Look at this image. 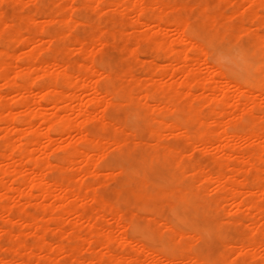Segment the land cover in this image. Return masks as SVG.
Here are the masks:
<instances>
[{"label": "bare ground", "instance_id": "bare-ground-1", "mask_svg": "<svg viewBox=\"0 0 264 264\" xmlns=\"http://www.w3.org/2000/svg\"><path fill=\"white\" fill-rule=\"evenodd\" d=\"M10 1L35 2L0 0V4ZM56 1L44 5L53 3L50 10H35L36 14L18 17L14 24L4 20L0 8V87L7 89L0 91V148L4 144L0 149V219L2 237L10 239L7 248L0 245L4 250L0 264H142L143 254L152 258L148 264H240L237 260L247 258L264 264V104L258 100L264 95V10L259 9L264 8V0H198L193 4L183 0H80L79 6L74 3L77 0H65L62 7ZM210 1L230 5L232 12L209 10ZM107 8L111 14L106 13ZM79 9L84 14L75 18L73 10ZM55 11L62 12L60 18L54 16ZM89 12L106 16V27L93 21L98 29H93L89 38L72 37L68 28L72 23L90 24L86 20V14L92 15ZM246 16L250 24L243 22ZM236 17L241 19L239 24L233 21ZM112 23L120 30L110 29ZM49 25L58 29L51 34L44 31V35L40 28ZM203 28L212 30V35L207 34L211 42L226 34L234 41L247 42L242 44L247 65L244 76L226 77L224 71L208 65L206 49L199 40L202 34L198 30ZM131 30L155 48L147 64L151 70L143 66L151 83L143 82L146 77L129 75L131 63L120 72L110 64L111 71L103 72L89 59L67 62L61 57L74 50L89 56L109 44L117 46L115 39H119L123 41L120 50L131 51L136 61V53L127 47L132 46L127 45ZM169 30L175 31V37H169ZM16 43L29 49L17 53L12 48ZM42 50L47 51L46 57L39 55ZM162 60L167 63H160ZM203 61L207 63L204 72ZM34 74L42 79L33 89L34 79L30 78ZM16 76L21 81L17 82ZM164 77L169 80L161 83ZM191 99L201 105L193 106ZM205 104L212 108L204 110ZM113 106L126 108L128 116L142 119L148 138L136 141L124 121L107 112ZM244 121L249 124L245 126ZM93 123L104 129L112 126V132L98 136L89 126ZM169 134L184 137L188 148L168 145ZM240 140L247 145H239ZM53 146L63 151L58 161L47 155L56 150ZM198 146L205 154L214 149L211 164L196 158ZM124 149L141 157V170H126L118 161L109 162L114 152ZM158 166L166 171L162 182L145 174V169ZM120 175L127 177L132 206L153 215L146 222L134 211L126 212L129 205L122 191L111 196L113 199L98 192V182ZM33 204L36 211L29 212ZM64 216H74L76 228H63L56 217ZM106 216L111 218L106 219L108 224L103 220ZM85 224L89 226L86 234ZM50 231L65 241L51 244L47 240ZM230 231L236 236H231L229 246L237 251L226 245L214 255H203L196 249L206 238L228 241ZM23 234L35 239L25 243ZM146 239L151 246L144 244ZM115 240H124L125 247L136 245L131 251L113 252L110 244ZM60 254L70 256L73 262H62L57 257Z\"/></svg>", "mask_w": 264, "mask_h": 264}, {"label": "rangeland", "instance_id": "rangeland-1", "mask_svg": "<svg viewBox=\"0 0 264 264\" xmlns=\"http://www.w3.org/2000/svg\"><path fill=\"white\" fill-rule=\"evenodd\" d=\"M51 2H55L56 0H50ZM50 1H48V0H35V2L34 3H31V5H29V4H27V5H23L22 3H20V2H11L10 1V4H8L7 2H5V3H1L0 4V8L2 9V7H3V10L5 11V12H7V13H5L4 11H2V16H3V18H5L4 20L7 22V23H10L11 24V22H12V24H14V21L13 20H17V21H19V19H18V17H21V18H25V15H26V17L27 16H29L30 15V13H31V15H33L35 12H37V11H42V10H45V9H47L48 10V8H49V6L52 8V5H53V3H51V5H49L48 7H46V6H44V5H48V3L50 2ZM64 1V2H63ZM77 1H79V2H77ZM76 2H74L77 6H79L80 5V0H77ZM180 1V0H179ZM179 1H176L177 3L179 2ZM184 2H188V3H190V4H193V3H195V2H198V0H183ZM200 1V0H199ZM213 1V0H212ZM212 1H210L211 3L210 4H212V5H210L211 7H210V9L209 10H212V11H216V12H220V13H226V12H228V11H231L232 12V8H231V6L230 5H227L226 4V6L224 7L223 6V3L221 4L223 7L221 8V10H220V4H216V2L215 3H213ZM56 2H58L59 3V5L61 4L62 6H64V3H65V0H59V1H56ZM182 2V0L179 2V3H181ZM12 3H13V5H12ZM16 4V5H15ZM35 5V6H34ZM58 5V6H59ZM60 5V6H61ZM217 5V6H216ZM246 6V8H247V4H245ZM28 6V7H27ZM35 8H34V7ZM59 6V7H60ZM61 6V7H62ZM31 7H33V9L31 8ZM53 7H54V5H53ZM244 7V9H246ZM28 8V9H27ZM209 8V7H208ZM108 9V8H107ZM106 9V13L107 14H111L112 13V11H111V8L110 9H108L107 10ZM260 9V12L262 11V10H264V8L263 9H261V7L259 8ZM35 10H37V11H35ZM49 10H50V8H49ZM80 10V9H79ZM76 10L77 12H78V15H76V14H74V12H76L75 10H73V16L75 17V18H79V16H80V14H84V10ZM25 11V12H24ZM31 11V12H30ZM56 12V13H55ZM54 12V16L55 17H59V12L60 11H55ZM80 12H83V13H80ZM231 12H228L229 14L231 13ZM20 13H21V15H23V16H21L20 15ZM28 13H29V15H28ZM89 13H91L92 15H88V14H86L87 15V17H86V20L90 23V24H88V23H86V24H74V23H72L71 24V26L72 27H69L68 29H69V31H71V34H72V37H74V35L77 37V38H79V39H87V38H89L95 31V29L97 28L96 26V24L98 23V24H100L99 26L100 27H102V28H105L106 27V20L107 19H104L106 16H100V15H97V13H93V12H89ZM263 13H264V11H263ZM6 14V15H5ZM15 14V15H14ZM36 14V13H35ZM61 14H62V12H60V16H61ZM227 14V13H226ZM19 15V16H18ZM58 15V16H57ZM223 15V14H222ZM228 15V14H227ZM12 16H14V17H12ZM16 16V17H15ZM36 16H38L37 18H42L41 17V15L40 14H37ZM92 18V19H89V18ZM101 17V18H100ZM130 17H132V18H134L135 16L133 15H131ZM247 18H245L244 17V19H243V22L245 23V24H250V22H249V17L248 16H246ZM17 18V19H16ZM60 18V17H59ZM102 19L101 21V23H100V20H98V19ZM108 18V17H107ZM237 18V19H236ZM235 19H233V21H234V23L235 24H239L241 21V19H239L240 17H236ZM239 19V20H238ZM110 20V19H109ZM11 21V22H10ZM93 21H95L96 23H95V25L96 26H94V22ZM248 22V23H247ZM91 23H93V24H91ZM103 24H105L104 25V27H103ZM108 24H109V22H108ZM93 25V26H92ZM39 26H40V24H39ZM49 27H51V28H49ZM95 27V28H94ZM108 27V26H107ZM116 27H118V29L116 28ZM120 26L117 24V23H112V24H110L109 25V28L110 29H112V30H115V31H119L120 30V28H119ZM38 29L40 28V27H37ZM48 28V29H47ZM55 28V30H53ZM57 26L56 25H49V26H45V27H41L40 29L42 30V33L45 35V33H44V31H46V33H48L49 31V33L48 34H51L53 31H56L57 29ZM113 28H115V29H113ZM39 29V30H40ZM46 29V30H45ZM94 29V30H93ZM98 29V28H97ZM117 29V30H116ZM205 29V30H204ZM207 29V30H206ZM47 30H48V32H47ZM53 30V31H52ZM261 30V29H260ZM94 31V32H93ZM173 30H169V34L168 35H170L169 37H171V36H173V37H175L174 35H176V33L174 34V32L175 31H173ZM201 32V34H202V36L199 34V32ZM197 32H196V34L198 35V38H199V35H200V38H199V40L202 42V44L204 45V47H205V49H206V56H205V58L208 60V62L207 63H209L208 65L209 66H211V65H213V68L215 67V68H217V70L218 69H221V71L223 72H225V73H223V75L225 76L226 75V77H231V78H240V75L242 74L243 76H244V73H245V69H246V64H244V62H246L245 61V59H244V57H243V55H242V47H244V46H246V41H239V40H235L234 41V38L233 37H231V38H233V41H231L232 39L230 38V36L229 35H224L223 37H220V38H222L221 40H224V41H221L220 40V38L218 39V40H212V42H211V39H210V37H211V33H212V30H210V28L208 29V28H203V29H200V30H198ZM211 31V32H210ZM131 32V33H130ZM129 32V36H128V41H130V42H128L127 41V45L129 44V45H132V46H127V47H129V49L130 50H133L134 51V53H136V55H137V60L135 61V58L133 57L134 55H132V52L131 51H127V50H120V48L119 47H121L120 45L121 44H123V41L122 40H119V39H115V44L117 45V46H114L113 44H109V45H107V46H105L104 48H106L107 49V47L109 46V47H111V45H112V47L111 48H109V49H107V51H106V49H100V50H98L97 52H95V53H93L90 57H91V59L89 58V56H85V54L83 53L82 55H80V53H79V51L77 52V50H74L75 51V53L73 52V53H67V55H66V53L65 54H63L61 57L63 58H65L64 60L65 61H67L68 62V60H71L72 61V59L73 60H75V61H80V60H82V62H84V61H86V62H89V60H91L90 61V63L92 62V64H93V66L94 67H96L95 69L96 70H98V71H103V72H110L111 71V65H114L115 66V69L117 70V71H121V70H123L124 68H127V64H129V63H131V64H133V66L131 65V64H129V70H131V71H129V75L130 74H132V75H136V77H137V75H138V77L140 76L141 78H142V80H143V78L144 77H146V78H144V80H143V82L144 81H149V82H147V83H151V80H150V78H147V76H146V74H145V72L143 71V66L145 67L144 69H147V67L146 66H148L147 64L149 63L148 62V59H150L151 60V58H153V54L155 53V48H154V50H153V48L151 47L153 44H149L148 42H143V40H139V38L137 37V35L138 34H136L135 33V31H130ZM23 33H25V34H27V30H23ZM207 34H211V35H209V36H207ZM89 37H88V36ZM229 36V37H228ZM208 37L210 40H208V38L206 39V38ZM172 38V37H171ZM203 38H205V40L203 39ZM110 39H111V37H110ZM110 39H109V41H110ZM203 39V40H202ZM230 39V40H229ZM229 41H231V43L229 42ZM111 42H114L113 40H111ZM137 42H138V44H137ZM212 43L213 44V46H212V44H209V43ZM241 44H240V43ZM243 42H245V44L243 43ZM2 43V41L0 40V44ZM221 43H222V45H221ZM120 44V45H119ZM242 44H244V46L242 45ZM119 45V46H118ZM134 45H135V47H134ZM240 45V46H239ZM19 47V48H18ZM24 48V49H22V48ZM131 47H133V48H131ZM137 47V48H136ZM149 47V48H148ZM12 48H15V49H13L14 51L16 50V52L18 53H21V52H23V51H27L29 48L28 47H23V46H21V45H18L17 43L16 44H14L13 45V47ZM148 48V49H147ZM125 49H127V48H125ZM136 49V50H135ZM142 50H144V51H142ZM153 50V51H152ZM151 51V52H150ZM44 53V54H43ZM143 53V54H142ZM147 53V54H146ZM153 53V54H152ZM47 51L45 50H42V52L39 54L41 57L42 56H44V57H46L47 56ZM97 54H98V56H97ZM66 55V56H65ZM86 55H88V54H86ZM237 55V56H236ZM130 56H132V58H134V60L130 57ZM140 56V57H139ZM87 57V58H86ZM95 57H99L98 58V60L96 61V59L97 58H95ZM43 58V57H42ZM87 60H86V59ZM138 58H140V60H138ZM89 59V60H88ZM111 60L113 61V62H111ZM130 60V61H129ZM108 61V62H107ZM139 61V62H138ZM145 61V62H144ZM165 61L166 60H162V61H160V63H165ZM206 61V60H205ZM81 62V61H80ZM115 62V63H114ZM136 62V63H135ZM143 62V63H142ZM204 62V61H203ZM239 62V63H238ZM85 63V62H84ZM116 63H118V64H116ZM166 63H167V61H166ZM206 62H204L203 63V65H202V67H201V69H202V71L204 72V71H207V70H205V69H207L206 68V64H205ZM238 63V64H237ZM111 64V65H110ZM123 64H125V65H123ZM139 64V65H138ZM141 64V65H140ZM211 64V65H210ZM117 65V66H116ZM135 65V66H134ZM200 65V66H201ZM205 65V66H204ZM215 65V66H214ZM125 66V67H124ZM222 66V67H221ZM241 66V67H240ZM148 68H149V70H151V68L148 66ZM102 69V70H101ZM218 71H220V70H218ZM35 75V74H34ZM34 75H32V77L30 78V80L32 79H34L33 81H32V83H31V86H32V88L34 89V88H36L37 87V83L38 82H41V77H37L36 78V75L34 76ZM38 76V75H37ZM17 78H16V81L18 82V81H21V79L18 77V76H16ZM241 78H243V77H241ZM163 79V80H162ZM161 80H162V82L161 83H164L163 81H165V82H167L166 80L168 79L169 80V78L167 77V79H166V77H164V78H162ZM180 79V78H179ZM146 83V82H145ZM0 91L1 92H6L7 91V89H6V87H0ZM12 96V95H11ZM10 97V96H9ZM259 97H262V96H259ZM81 98H82V100L83 101H85V97L84 96H81ZM263 99H264V95H263V97H262ZM263 99H258L260 102H261V104L263 103L264 104V100ZM193 106H200L201 105V102L199 101V100H197V99H191L190 101H189ZM207 105V106H206ZM209 105V106H208ZM210 105L211 104H205V105H203L202 107H203V109L204 110H206V109H210V108H212V105H211V107H210ZM264 106V105H263ZM262 106V108H264ZM107 112L109 113V114H111V115H113V116H115V118H117V119H120V120H122V121H124V124H125V126H126V130L127 131H132V132H134L135 133V135H136V141L137 140H145L146 138H148V135H149V130H147V127L143 124V121H142V119H140L138 116H131V115H129L128 116V112H127V109L126 108H122V107H119V106H113V107H110V108H108L107 109ZM120 112V113H119ZM124 112V113H123ZM208 112V111H207ZM119 114V115H118ZM121 114H122V116H121ZM112 117V116H111ZM121 117V118H120ZM136 119L138 120V121H136ZM139 123V124H138ZM96 124H97V126H96ZM95 124V126H94V123L93 124H91V125H89V126H91V130H92V132L94 133V134H97L98 136H102V134H108V133H111L112 132V126H107L106 127V129H104L103 127H102V125H100V124H98V123H96ZM141 124V125H140ZM142 124H143V126H142ZM246 124L248 125L249 124V122L248 121H244V125L246 126ZM92 125H93V127H92ZM99 125V126H98ZM88 126V128H90ZM127 126H128V128H127ZM136 128H138V130H135ZM146 128V129H145ZM142 129L143 130H145V131H142ZM194 128H192V130H193ZM88 130H90V129H88ZM134 130V131H133ZM111 131V132H110ZM194 131V136L197 134V132H196V130H193ZM196 132V133H195ZM98 133H100V134H98ZM142 133H144V134H142ZM108 135H110V134H108ZM143 135V136H142ZM172 135V134H171ZM170 134L166 137V142H167V144L168 145H170L171 147H174V148H178V149H182V150H184V149H186V147L188 148V146H189V142L184 138V137H181V136H175L174 134L171 136ZM142 136V137H141ZM196 137V136H195ZM245 141V140H244ZM243 140H240L239 141V145H243L244 146V144H245V146L247 145V142L245 141L244 142ZM188 144V145H187ZM2 145V144H1ZM199 147V148H198ZM197 148H198V150H195V156H196V158L197 159H203V163H208V164H211L210 162H211V156H210V153H212V151L214 152V149L213 148H210L212 151L210 152V153H208V154H205L204 152H203V150L201 149V147L200 146H198ZM2 148H4V144L2 145ZM2 148H0V149H2ZM53 149H56L55 148V146H53L52 147ZM60 149L58 148V149H56V150H54V151H52V149H51V152L50 151H48L47 152V155H48V157L50 158V160L51 161H58V159H59V157H61L62 155L61 154H63V151L62 150H60ZM55 154H57L56 156H55ZM113 154H115V155H113ZM112 155H111V157H110V160H109V162L110 163H114V162H116V161H118L119 162V164H120V166L121 167H123L124 169H126V170H132V169H134L135 171H138V170H141V168H142V166H143V164L141 163V161H142V159H141V157L140 156H138V154L137 155H135L134 153H132V150L130 149L129 151L128 150H123L121 153H116V152H114ZM125 154V155H124ZM60 155V156H59ZM119 155H121V156H119ZM122 155H124L126 158H124V156H122ZM134 155L136 156V158L134 157ZM137 156H138V158H137ZM123 157V158H122ZM54 160H53V159ZM57 159V160H56ZM111 159H113V160H111ZM209 160H210V162H209ZM112 161V162H111ZM133 170V171H134ZM145 171H147V173L145 172ZM145 174L147 175V174H149V178H151L152 180H154L155 182H162L163 181V178L162 177H164L165 176V174H166V171H165V169L163 168V167H160V166H158V167H156L154 170H148V169H145ZM103 175V174H102ZM101 175V176H102ZM105 175V174H104ZM105 177V176H104ZM99 178V177H98ZM106 178V177H105ZM105 178H104V182H102V178H99L101 181L100 182H98L97 184H96V187H97V189H98V192L100 193V195H102V196H104V197H106V198H108L109 196H110V198H115V195H117V193L119 192V191H122L123 192V194H124V200H126L127 201V205H129V206H127L126 207V212L127 213H132V211H134V213L135 214H137L140 218H142V217H144L143 218V221H144V219H145V221L144 222H146L147 221V219L148 218H150V216H153L149 211H147V210H142V209H140L138 206L137 207H133L134 206V199H133V197H132V195H131V193L129 192V188L127 187L128 186V184H127V177L125 176V175H120V176H118L117 178H109V180H108V177H107V180H105ZM98 179V180H99ZM97 180V181H98ZM106 181H107V184H106ZM100 183H103L102 185H100ZM100 185V186H99ZM102 188V189H101ZM111 189H113V191L111 190ZM104 190V191H103ZM102 191L104 192V193H102ZM106 191V192H105ZM109 192H112L114 195H112V193H109ZM114 192H116V194L114 193ZM213 192V191H212ZM107 193V195L105 196V194ZM109 194V195H108ZM211 194H215L214 192L213 193H211ZM112 196V197H111ZM129 197V198H128ZM132 197V198H131ZM109 198V199H110ZM112 198V199H113ZM130 199L132 200V202L130 201ZM128 201H129V204H128ZM34 202V201H33ZM32 202V203H33ZM130 203H133V204H130ZM34 205V204H33ZM133 205V206H132ZM31 206V205H30ZM29 206V207H30ZM136 206V205H135ZM35 207V205L34 206H31L30 208L31 209H33V210H31L30 208H29V212H35L36 210V207ZM130 209V210H129ZM31 210V211H30ZM132 210V211H131ZM130 211V212H129ZM59 212V211H58ZM57 213V212H56ZM143 214V215H142ZM56 215V214H55ZM57 215H59L58 213H57ZM56 215V216H57ZM142 215V216H141ZM150 215V216H149ZM3 218H5L6 217V214H3ZM65 218H61V217H56V219L58 218V221L59 222H62L61 224H62V227L64 228H66V229H69V228H71V226H73L74 224H75V221H76V219H75V217L74 216H64ZM67 217V218H66ZM107 217V218H106ZM103 220H106V219H108V220H111V218L109 217V216H106ZM109 217V218H108ZM60 219V220H59ZM63 219H64V221H63ZM75 220V221H74ZM0 232L2 231L3 232V221L0 219ZM65 222H67L66 224H65ZM105 222V224H108L107 223V220L106 221H104ZM110 222V221H109ZM64 224V225H63ZM87 224H85L84 226H83V228H84V231L83 232H85V234L88 232V229H86V228H88L89 226H86ZM73 227H75L76 228V226L74 225ZM16 230V229H15ZM91 230V232H92V229H90ZM89 230V231H90ZM87 231V232H86ZM0 233V245H1V247H3V249L6 247L7 248V246H9V244H8V242H10V239H8V237H7V239L6 240H4V238H5V236L4 237H2V235H3V233ZM239 233H240V231H238ZM50 233V234H49ZM49 233H47V235L49 236V237H47V240L48 241H50V243L51 244H56V242H58L59 240H63V241H65V238H61V237H59V235H57V234H54L53 233V231H50ZM128 233H129V235H134V233L133 232H131V230H128ZM231 233V234H230ZM236 232L235 231H230L228 234L230 235V238L228 237L229 235H227V237H228V241L225 243L224 241H219V240H217V239H210V238H206V240H204L202 243H199V246H198V248H196V249H198L199 251H200V253H202L203 255H204V253L206 254V255H208V254H210V255H214V254H216L218 251L220 252V250H222L223 248H224V246H229V244L231 245V243H230V239L232 238L231 236L233 235V237H235L236 236V234H235ZM90 234V232L88 233V235ZM238 234V233H237ZM24 236H22V239H23V241L25 242V243H28L29 244V242L31 243L34 239H35V237H32V235H28V234H23ZM27 237H28V239H27ZM59 237V238H58ZM2 238H3V241H2ZM34 238V239H33ZM51 238H53V240L51 239ZM26 239V240H25ZM56 239V240H55ZM59 239V240H58ZM6 241V242H5ZM8 241V242H7ZM26 241H28V242H26ZM116 241V242H115ZM114 242H112L110 245V249L113 251V252H119V251H122V250H124V248H125V251H131L132 249H133V247L132 246H134V245H136L135 243L133 244V243H128V244H126V247H125V242H124V240H115ZM117 241H118V243H117ZM121 241V242H120ZM207 241V242H206ZM5 242V243H4ZM53 242V243H52ZM55 242V243H54ZM122 242H124V245H122ZM144 242V244L146 245V246H151V244H152V242L149 240V239H146V240H144L143 241ZM229 242V243H228ZM228 243V244H227ZM4 244V245H3ZM8 244V245H7ZM132 244V245H131ZM3 245V246H2ZM7 245V246H6ZM121 245H122V247H121ZM130 247H129V246ZM112 246H114V247H112ZM202 246V247H201ZM226 246V247H227ZM233 246V245H232ZM232 246H229V248L228 249H230ZM112 247V248H111ZM132 247V248H131ZM128 248L130 249V250H128ZM134 248H135V246H134ZM2 249V248H1ZM0 250V252H2V253H4V250ZM114 249V250H113ZM120 249V250H119ZM210 249V250H209ZM232 249V251L233 252H235V251H237L238 250V248L237 247H232L231 248ZM116 250V251H115ZM197 250V251H198ZM198 251V252H199ZM214 251V252H213ZM84 254H88L89 252H86L85 250H84V252H83ZM212 253V254H211ZM86 254V255H87ZM236 254V253H235ZM12 256V255H11ZM142 256V258L140 257V259L141 260H143L142 261V264H148V262L152 259L150 256H147V255H145L144 256V254L143 255H141ZM13 257V256H12ZM58 257V259L60 260V258H61V261L63 262H69V263H71V262H73V259H71L70 258V256L68 257V256H66L65 254L64 255H58L57 256ZM164 259V258H163ZM162 259V262H164V261H166V260H163ZM248 260H249V262H248ZM240 261H242L243 263H241ZM245 261H246V263H245ZM167 262H169V261H167ZM167 262H165V264H167ZM237 262H239L240 264H247V262H248V264L249 263H251V260L249 259V258H247V259H245V260H237ZM74 263H75V261H74ZM32 264H35L34 262L32 263ZM169 264V263H168ZM251 264H254V261L251 263Z\"/></svg>", "mask_w": 264, "mask_h": 264}]
</instances>
